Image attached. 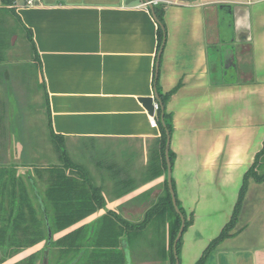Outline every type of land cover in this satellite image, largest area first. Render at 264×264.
I'll list each match as a JSON object with an SVG mask.
<instances>
[{
	"label": "crops",
	"instance_id": "crops-1",
	"mask_svg": "<svg viewBox=\"0 0 264 264\" xmlns=\"http://www.w3.org/2000/svg\"><path fill=\"white\" fill-rule=\"evenodd\" d=\"M157 1L164 10L160 46L153 6L144 0H0V192L7 193L11 164L16 174L23 170L24 76L10 70L18 56L9 58V33L25 26L37 53L48 137L50 127L64 137L68 155L79 148L99 160L93 166L105 207L87 221L110 210L139 222L164 193L167 147L177 206L192 215L177 260L194 264L230 219L263 143L264 0ZM229 12L233 34L246 32L247 42L231 41L221 28L220 16ZM174 88L163 105L158 91ZM145 96L171 115L165 169L160 125L150 126L138 101ZM169 223V216L149 222L142 252L129 247L130 264H169ZM205 264H264V181L248 180L230 235Z\"/></svg>",
	"mask_w": 264,
	"mask_h": 264
},
{
	"label": "trees",
	"instance_id": "trees-1",
	"mask_svg": "<svg viewBox=\"0 0 264 264\" xmlns=\"http://www.w3.org/2000/svg\"><path fill=\"white\" fill-rule=\"evenodd\" d=\"M1 2L10 5L13 0H1ZM153 12L157 18V38L158 46H160L165 37L163 5H153ZM16 18L18 19V16ZM23 31L33 53L32 59L37 64L38 59L32 32L25 26ZM175 89L166 93L158 91L159 99L163 105ZM156 119L161 130L162 163L165 169L163 151L166 131L168 133L171 131V115L165 110L161 112L159 106ZM49 138L56 146L59 163L46 167H34L32 170L35 177L45 184L43 196L39 193L37 181L29 169L22 170V174L20 172L16 174V165L11 164L7 170V193L4 188L0 192L1 255L10 258L23 249L41 242H44V251L48 231H50L52 238L48 245V264L51 263L54 252L56 254L54 261L56 260L60 264H127L126 255L121 245L122 239L129 247L128 240H133L136 234L145 230L153 218L163 219L169 216L168 261L169 264H175L172 244L180 226V216L173 208L167 181L164 183V194L144 212L142 219L137 223H131L116 212L108 210L90 223L77 225L83 219L104 208L105 198L100 186L93 183L90 173L70 159L65 148L64 137L54 133L49 127ZM168 156L171 162L170 152H168ZM250 178L256 182L264 181V139L261 148L255 153L250 166L243 174L230 219L219 234L209 242L194 264H205L211 250L230 235ZM29 189L35 198V204L31 201ZM179 210L185 220L184 232L192 222V215L187 217L181 208ZM63 231L61 236L53 238L54 234ZM181 240L182 235L176 245L177 254ZM36 253L29 254L25 258V263L35 264ZM163 257H166L165 254Z\"/></svg>",
	"mask_w": 264,
	"mask_h": 264
},
{
	"label": "rangeland",
	"instance_id": "rangeland-1",
	"mask_svg": "<svg viewBox=\"0 0 264 264\" xmlns=\"http://www.w3.org/2000/svg\"><path fill=\"white\" fill-rule=\"evenodd\" d=\"M10 40L13 43L12 47L9 48V58H12L16 55L18 56V58L16 59L17 62L13 63V67L12 65L10 66V70H17L18 79H20V75L24 76V80L22 81L24 83V117L22 130H20L23 171L29 169L31 173L34 174L32 171L34 167H46L58 164L59 160L57 156L56 146L53 144V142L50 141L47 133L45 103L39 79L38 66L32 61L33 53L31 51L30 44L26 39L25 32L20 28V26H17V30L15 28L11 29L9 33V42ZM69 149V155L71 159L87 169L91 175L93 183L99 186V176H97V171L94 170V164H97V161H99L96 158L97 154L94 153L95 155L91 157L89 154H93L92 151H81L79 150V148H74L73 150V148L71 147ZM91 158L94 160L92 161ZM35 176L36 175L34 174V178L37 181L36 184L38 191L41 196H43L45 184ZM29 195L31 197V201L33 202V204H35L36 201L31 189H29ZM185 214L187 217L191 216V214H187L186 212ZM95 216L96 215H94V217ZM87 220L88 219H83L81 222L77 223V225L90 223L91 221L95 220V218H92V220H90L89 222ZM158 229L159 228L157 226L156 232L158 231ZM63 233L64 231L58 232L54 234L53 238H57ZM137 236L138 235L136 234V237L133 240H130L128 238V242L130 245L129 247L135 251L136 255L142 252L144 246L143 242L149 238L147 236H143V233H140L139 238ZM141 237H143L142 240L140 239ZM154 239L157 241L159 240L158 237H155ZM43 246L44 242L38 243L32 247L23 249L10 258L3 257L0 251V264H13V262H16L14 264H26L25 258L33 252H37L35 264H41ZM55 256L56 254L54 252V255L52 254L50 264H60L57 263L56 260L54 261Z\"/></svg>",
	"mask_w": 264,
	"mask_h": 264
},
{
	"label": "water",
	"instance_id": "water-1",
	"mask_svg": "<svg viewBox=\"0 0 264 264\" xmlns=\"http://www.w3.org/2000/svg\"><path fill=\"white\" fill-rule=\"evenodd\" d=\"M133 1H136V0H125V4H129ZM144 1H148V0H144ZM152 4H149L148 7L152 8ZM222 6H220L221 8ZM226 7H229V5H226ZM223 14V13H221ZM226 14V15H225ZM220 24H221V28H225V29H228L232 38L231 41H236L238 43H245L247 42L248 38H247V33L246 32H242V33H235V35L233 34L234 33V28H233V25H234V19H233V15L232 13H224L223 15L220 16ZM217 51H219V49H217ZM138 101L142 104V106L145 108V110L147 111V113L149 115H153V102H154V98L152 96H145V97H139L138 98ZM163 122V120H162ZM166 134H167V140H166V146L168 145V139H169V134L168 132L166 131ZM12 151V148L10 150V152ZM165 156H166V164H167V177H166V180H167V186H168V190H169V193H170V196H171V202H172V205H173V208L175 210V212L180 216V226H179V229L177 231V234L173 240V244H172V250H173V255H174V258H175V264H178V260H177V251H176V245H177V242L178 240L180 239L181 235H182V232H183V229H184V226H185V220H184V217L182 215V213L180 212L178 206H177V203H176V200H175V196H174V192H173V189H172V185H171V174H170V171H171V166H170V161H169V157H168V154H167V147H166V151H165ZM52 238V235H51V232L48 231V237H47V240H46V248L44 249L43 251V255H42V259H41V264H48V261H49V243H50V240ZM121 245H122V248H123V251L125 252V255H126V259H127V264H130L131 263V260H130V253H129V248L127 247V243L124 239H122L121 241Z\"/></svg>",
	"mask_w": 264,
	"mask_h": 264
},
{
	"label": "built area",
	"instance_id": "built-area-1",
	"mask_svg": "<svg viewBox=\"0 0 264 264\" xmlns=\"http://www.w3.org/2000/svg\"><path fill=\"white\" fill-rule=\"evenodd\" d=\"M26 3L28 5L33 4L34 0H27ZM158 3H159V1H157V0L146 1V2L142 3V6L146 7L149 4L156 5ZM158 108H159L158 103L156 101H154L153 102V115H149V124L151 127H157L158 126L157 119H156V112H157Z\"/></svg>",
	"mask_w": 264,
	"mask_h": 264
},
{
	"label": "flooded vegetation",
	"instance_id": "flooded-vegetation-1",
	"mask_svg": "<svg viewBox=\"0 0 264 264\" xmlns=\"http://www.w3.org/2000/svg\"><path fill=\"white\" fill-rule=\"evenodd\" d=\"M96 220V219H95ZM94 221V220H93ZM92 222V221H91Z\"/></svg>",
	"mask_w": 264,
	"mask_h": 264
}]
</instances>
